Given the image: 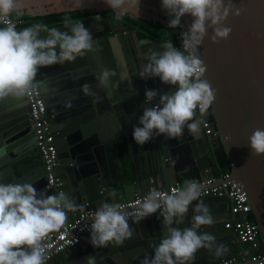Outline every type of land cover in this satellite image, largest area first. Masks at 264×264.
I'll return each instance as SVG.
<instances>
[{"label":"clouds","instance_id":"1","mask_svg":"<svg viewBox=\"0 0 264 264\" xmlns=\"http://www.w3.org/2000/svg\"><path fill=\"white\" fill-rule=\"evenodd\" d=\"M115 13V19L135 13L140 15V0H103ZM162 9L170 20L168 28L183 29L182 18L192 17V23L181 35V49L172 42L162 46L159 52L151 48L143 54L147 61L141 65V79L159 78L166 85L178 86L170 94L157 90L145 92V107L138 125L133 127V139L144 145L156 136L177 139L185 129L192 134L200 130L197 110L205 114L216 101V90L205 79L207 67L200 59L199 48L212 30V43L225 42L232 29L226 26L229 16L240 17L245 9L236 7L231 0H161ZM82 5L77 3L75 7ZM19 0H0V102L13 99L22 102L37 87L39 69L73 62L93 51L94 38L83 23L66 20L67 31L45 28L40 24L17 28L13 16H19ZM46 33V36H41ZM116 72L105 69L99 77V86L109 87ZM91 86L84 84L81 91L94 95ZM95 102H99V97ZM253 154H264V129L257 128L249 137ZM202 185L197 181H185L183 188L171 193L151 190L142 200L136 201L131 212L119 203H104L93 213L90 243L94 248H104L110 243H123L132 238L129 219L141 222L160 212L166 228L165 237L154 249V255L141 264H190L200 250L212 251L216 257L227 253L225 244L217 243V237L200 231L214 223L207 205H195L191 226L184 223L189 207L198 201ZM115 196V192L112 193ZM83 211L63 191L54 195L38 192L32 183L0 182V264H45L50 233L59 231L68 220V212ZM87 264H96L93 256Z\"/></svg>","mask_w":264,"mask_h":264},{"label":"crops","instance_id":"2","mask_svg":"<svg viewBox=\"0 0 264 264\" xmlns=\"http://www.w3.org/2000/svg\"><path fill=\"white\" fill-rule=\"evenodd\" d=\"M80 23L88 30L94 29V33H91L94 38L93 51L73 62L58 63L39 69L42 86H45V93L42 94L43 98L47 99V112L56 116L55 127L62 132L61 137L55 142L59 150L57 175L63 180L64 185H69L73 190L98 187L100 192L97 196L89 192V197L92 208L99 209L104 203H117L145 194L151 186L155 189H164L172 185L183 188L184 182L191 176H196V181L210 176L215 177L213 173L216 172L209 159L206 143L202 142L201 126L197 134L185 129L184 135L177 139L154 134L153 139L142 146L137 145L133 139V127L138 125L143 115L145 92L148 89L153 90L149 83L151 79L161 81L159 78L142 80L139 77L141 65L147 62L143 59V54L149 48L156 49L152 43L162 45L146 37L125 34L116 24L111 26L104 21ZM46 28L67 31L63 25ZM46 35L45 33L41 36ZM105 69L116 72V76L111 78L113 84L106 88L99 86L100 74ZM133 77L140 78V82L139 80L135 82L137 85L133 83ZM84 84L91 86L90 90L94 95H85L81 91ZM113 85L119 89L118 92L114 93ZM97 97L99 102H95ZM24 100L18 102L7 99L0 102V138L3 141L10 140L8 144L11 147L24 144L27 139L31 141V130L21 118L24 114L21 113L20 107ZM49 119L51 121L50 117ZM196 119L198 120V114ZM127 139L128 146L125 142ZM118 141L120 144L124 143L125 155L119 156ZM191 142L193 144H190ZM207 143L211 147L214 140L207 139ZM188 144L190 147H184ZM211 150L214 156L215 148ZM15 157L11 165L10 157L7 160L9 172L0 176V182L21 183L20 180L24 178L25 182L37 184L35 177L41 173V162L36 148L30 153L20 152ZM125 171L129 173L127 177L132 173L133 176L124 179ZM121 178L123 183L119 184ZM42 185L43 182L40 186ZM113 192L115 196L112 195ZM41 193L57 194L51 188ZM199 202L209 207L214 218L211 226L200 231L216 236L218 244L226 245L227 255L231 254L232 264L251 263L253 250L248 245L240 244L224 229V223L231 218L227 201H213V198L194 201L184 217V223L173 226L190 227L194 207ZM86 205L87 202L84 201V206ZM80 212L82 211L68 212L67 222ZM136 225L138 230L144 229L146 234L158 233L161 235L160 238L165 237L166 228L161 215L153 214ZM136 225L133 231L135 236L142 234L136 229ZM135 236L126 245H121L125 247L122 248V252L116 253L120 257V262L117 261L119 264H141L146 255H154V249L159 244V242L155 244L157 239L151 240L155 242L150 244V248L146 246L139 248L140 244L135 240ZM90 237L91 235H87L82 238L79 257L73 260L78 264H87V256L100 250L91 245ZM149 238L151 239L150 235ZM104 248L115 251L120 249V246L113 242ZM68 256L69 253L66 251L48 264H65ZM214 256L212 251L202 249L190 264H198L203 260L205 261L202 263H205ZM80 259L84 263H81ZM112 262L118 264L116 261ZM96 264L100 263L96 261Z\"/></svg>","mask_w":264,"mask_h":264},{"label":"water","instance_id":"3","mask_svg":"<svg viewBox=\"0 0 264 264\" xmlns=\"http://www.w3.org/2000/svg\"><path fill=\"white\" fill-rule=\"evenodd\" d=\"M231 2L236 7L244 8L245 11L243 15L238 18L231 15L229 16L226 26L230 27L232 32L228 40L225 42L212 43V30L209 29L208 36L198 50L200 59L203 60L207 67L205 79L211 84L213 89L216 90V101L213 106L209 108V111L213 118V126L218 134V137L214 139V145L209 147L207 138L204 136L201 128L202 142L203 144L206 143V150L208 151V156L215 172H217V166L211 149H216L219 146L223 148L231 167L227 179L243 191L254 224L259 230L260 242L264 246V154H253L249 146V137L252 132L257 128L264 129V0H231ZM77 3L82 6L79 8L75 7ZM19 4L21 15L29 17L74 11L114 13L103 3V0H19ZM139 9V16L135 13H130L126 16L144 22L159 23L162 25L167 24L170 20L166 11L162 9L161 0H140ZM192 19L193 18L190 16L182 18L184 28H178L180 38L182 32L191 25ZM91 29L92 30L89 31L93 34L94 29ZM40 35H45V33H41ZM147 41L150 40L147 39ZM152 45L156 47L155 51H164L162 46L156 43H152ZM138 80L140 82V78L136 79L133 77L134 84H136L135 82H138ZM160 82L161 81L157 79H151L149 83L152 89L157 90L159 94H170L177 90V86L166 85L164 83L161 84ZM41 89L44 94L45 86H42ZM113 91L116 93L119 89L113 85ZM145 99L146 98L143 100L142 107H145ZM44 101L46 105L47 99H44ZM20 111L24 114L21 116L22 120H25V125L31 130V141L27 139L28 141H26V143L11 147L8 144V142H11L10 140L7 139L3 141L0 138V176L9 172L7 169V160L9 157V165H11L16 158L15 155L20 152L30 153L36 148L35 137L28 117V108L25 100L20 107ZM13 114L14 112L11 116H13ZM46 116L51 118V132L55 137V141H57V139L61 137L62 132H59L55 127L56 116L49 112H47ZM198 120L201 121L199 117ZM117 139H120V137H117ZM125 142L128 146V139L125 140ZM190 144H193V142ZM190 144L184 145V147H190ZM32 157H34V155ZM39 160L41 162V173L36 175L35 180H37V184H34V186L36 185L35 187L38 192H45L49 187L46 181L44 164L40 158ZM148 167L151 169L149 164ZM56 173L59 175L58 167ZM20 181L21 183H32L31 181L25 182L24 178ZM122 181L121 178L119 184L123 183ZM42 182L44 185L40 186ZM63 192L71 196L75 203L80 206H84V201H86L87 205L84 206V211H87L93 209L89 192L95 193L97 196L100 191L98 187L88 188L87 190H82L81 188L73 190L69 185H64ZM129 200L130 199H127L126 201ZM213 201L226 202L225 199L219 198H213ZM72 220L73 216L68 222ZM133 221H129V223L134 231V225L137 223ZM137 226L138 225H136V229L138 230ZM138 231H141L142 234L135 236V233H133V236H135V240L139 241V248L144 246L150 248V244L155 242V240L151 241L153 238L157 239L155 244L163 239L160 238L161 235L158 233L152 235L151 233L146 234L144 229ZM87 235H91V233ZM132 238L118 244L120 246L118 250L114 251L100 248L98 253H91L87 257H95L96 261L100 264H112V261L120 262V257L117 256L116 253H118V251L122 252V248L124 249L125 247L121 245H126ZM79 246L80 245L74 246L67 250L69 256L65 260V264H78L77 261L73 260L79 257ZM227 257L229 258L227 259ZM230 257L231 254L228 253L227 255L226 253L220 257H210L207 262L202 263L205 261L203 260L198 262V264L227 263L231 261ZM80 262L84 263L82 259H80ZM248 264L256 263L251 262Z\"/></svg>","mask_w":264,"mask_h":264},{"label":"built area","instance_id":"4","mask_svg":"<svg viewBox=\"0 0 264 264\" xmlns=\"http://www.w3.org/2000/svg\"><path fill=\"white\" fill-rule=\"evenodd\" d=\"M17 28L21 29L24 21L22 19H13ZM178 39V49H181V38ZM37 87L35 92L25 98L28 108V117L35 137L36 150L44 164L46 172V181L48 187L55 190L58 194L63 191L64 182L58 177L56 169L58 167L59 157L55 142V137L51 132L50 119L46 116L47 109L42 94V78L40 72L37 77ZM199 119H201V128L207 139H216L218 134L213 123L207 120L209 110L205 114H200L197 110ZM228 175L222 177H206L198 181L202 185V193L199 199L219 198L225 199L229 203V213L231 218L224 223V229L229 231L237 241L242 245H248L252 250H258L260 246L259 230L254 223L245 220L250 214V208L247 206L245 195L241 189L235 186L227 179ZM153 182L151 181V184ZM181 188L179 185H172L164 189H155L149 187L147 193L136 195L129 201L117 202L122 205L123 210L131 212L136 206L137 200H142L151 190L155 189L163 193H171L174 189ZM96 209L82 211L76 215L72 221L66 222L65 226L59 231L50 233L44 243L47 245L48 264L58 255L65 253L69 248L80 245L83 236L90 233L93 222V213ZM160 215V212L157 213ZM134 220L130 218L129 221ZM252 262L264 264V255L258 254L253 256ZM222 264H232L231 261Z\"/></svg>","mask_w":264,"mask_h":264},{"label":"trees","instance_id":"5","mask_svg":"<svg viewBox=\"0 0 264 264\" xmlns=\"http://www.w3.org/2000/svg\"><path fill=\"white\" fill-rule=\"evenodd\" d=\"M103 14H109L113 17H115L114 13L111 12H104L101 13ZM95 15H100L98 13H94L91 11H74V12H65V13H58V14H51V15H45V16H35V17H29L25 15H19V16H13V19H22L24 21L23 25L21 28L24 27H30L36 24H40L43 27H53V26H60V25H65L66 20H71V21H77L81 18L87 17V16H95ZM119 22L124 26L128 28H135L137 29L140 33L144 34L146 37L149 39L161 44L162 46L165 45L167 42H172L175 47L178 48V39L177 37L179 36V29H172L168 28L167 24L162 25L159 23H151V22H144L138 19H132L128 16H124ZM2 26V25H0ZM207 120L213 123V118L210 114L207 115ZM118 152L119 156L125 155V147L124 143L120 144V141H118ZM214 158L215 162L217 165V172L213 173L215 174L214 176L219 178L225 175H229L230 173V164L228 161V158L221 146L217 147L214 150ZM125 176L124 179L127 177V174H129L127 171L124 172ZM135 175V174H134ZM133 176V173L130 174V178ZM134 178V177H133ZM197 177L196 176H191L188 181H196ZM199 180H197L198 182ZM121 186V185H120ZM117 187H115V190ZM245 220L251 223H254L253 217L250 214H248L245 217ZM254 255L262 254L264 255V246L262 243H260V246L258 250H253Z\"/></svg>","mask_w":264,"mask_h":264},{"label":"flooded vegetation","instance_id":"6","mask_svg":"<svg viewBox=\"0 0 264 264\" xmlns=\"http://www.w3.org/2000/svg\"><path fill=\"white\" fill-rule=\"evenodd\" d=\"M100 15H95V16H87V17H84V18H81L77 21H73V22H95V21H105L108 25H118L120 26L122 29H123V32L125 34L129 33L131 35H137L138 37H146L144 34L140 33L137 29L131 27V28H126L124 27L119 21H117L115 19V17L109 15V14H103L101 15V13H98ZM63 26H66V25H63ZM113 35H116V34H113ZM148 38V37H146Z\"/></svg>","mask_w":264,"mask_h":264}]
</instances>
